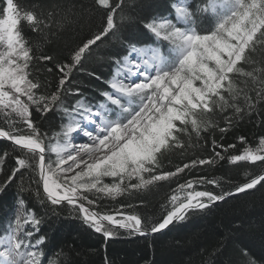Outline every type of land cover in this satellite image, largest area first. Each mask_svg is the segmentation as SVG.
<instances>
[{
    "label": "snow or ice",
    "instance_id": "obj_1",
    "mask_svg": "<svg viewBox=\"0 0 264 264\" xmlns=\"http://www.w3.org/2000/svg\"><path fill=\"white\" fill-rule=\"evenodd\" d=\"M94 5L104 11L99 30L81 40L69 61L44 68L59 73L51 92L33 61L52 62L53 57L42 50L34 55L20 24L23 21L47 43L66 24L75 22L70 19L76 15L73 6L54 4L45 11L4 0L0 7V139L10 141L20 153L0 181V193L14 182L26 190L24 173L30 172L36 177V196L42 193L41 203L53 206V213L60 206L68 207L94 231L111 238L116 229H125L129 235L159 233L189 214L210 212L233 196L264 188L262 167L258 174L245 171L244 181L231 188L224 184L233 182L223 177L185 180L161 205L164 214L157 220L123 211L134 208L132 204H121L114 213L96 210V199L116 200L148 190L197 166L225 159L233 165L264 164V136L255 146L241 136L238 140L244 147L237 154L226 156L236 145L225 146L213 137L212 156L190 159L174 170L164 167L172 155L183 156L201 142L206 144L205 134L215 129L225 133L264 106V0H173L167 14L140 21L154 37L153 43L121 39L125 54L110 58L114 70L100 101L91 103L81 97L69 103L68 95L80 96L79 88L65 87L73 71L81 70L101 44L119 38L128 19L125 0H94ZM49 113H59L61 120L52 136L42 132L38 123L49 118ZM218 115L223 116L224 127ZM76 137L87 142L74 143ZM8 155L0 154V173ZM68 161L72 164L64 167ZM70 172L74 174L67 175ZM104 178L112 179L105 183ZM198 185L213 189L198 190ZM89 194L96 199H89ZM23 206L21 199L18 207ZM44 220L35 209L17 212L0 232V264H73L71 250H61L56 260L45 258ZM242 255L245 264H257L247 250Z\"/></svg>",
    "mask_w": 264,
    "mask_h": 264
},
{
    "label": "trees",
    "instance_id": "obj_2",
    "mask_svg": "<svg viewBox=\"0 0 264 264\" xmlns=\"http://www.w3.org/2000/svg\"><path fill=\"white\" fill-rule=\"evenodd\" d=\"M16 2L25 9L36 6L37 9L45 11L54 4L73 6L72 11L76 13L75 16L70 17L75 22L66 24L59 34L52 36L47 43H44L40 34L33 32L23 21L20 24L23 35L33 48L34 55H39L42 50L43 53L53 57L52 62L33 61V63L40 69L39 78L47 81L46 90L54 91L59 73L55 68L51 73L44 71V68L52 67L55 62L69 61L72 50L81 40L99 30L104 11L94 5V0H16ZM172 2L173 0H125L127 7L124 9V14L128 19L121 26L119 38L101 44L85 59L81 70L73 71L72 80L65 87H71L73 90L79 88L80 96L70 94L66 102L74 103L81 97L87 102H98L101 93L107 90V81L114 70L110 58L116 53L125 54L121 39L140 44L153 43L154 37L143 29L140 21L144 17L167 14ZM3 6L4 0H0V7ZM117 11L119 14V10ZM93 73L95 75H92ZM257 112L258 114L245 116L225 133L215 129L205 134L206 144L201 142L183 156L179 153L172 155L171 162H165V169L174 170L177 165H182L190 159L212 156L213 137L225 146L236 145L234 149L228 150L226 156L237 154L244 147L238 140L241 136L245 137L250 145L255 146L258 138L264 136V106H258ZM48 117L38 123L42 132L52 136L59 130L61 120L59 113H49ZM216 119L220 127L225 126L222 115H218ZM4 152H8L9 155L4 164V172L0 173V181L4 179V174L14 167V157L20 154L10 141L0 139V154ZM262 167L264 164L261 162L256 164L240 162L233 165L225 159L217 161L215 165L206 164L186 170L176 177L150 186L148 190L126 194L116 200L96 199L91 194L89 199H96V210L102 213H114L121 204H132L134 208H125L123 211L135 212L157 220L164 214L161 205L168 202L173 190L185 180L200 176L223 177L233 182L224 184L225 188H231L235 183L244 181L245 171L258 174ZM111 179L104 178V182L109 183ZM35 180L34 174L25 172L26 190L21 191L17 187L18 182H14L5 192L0 193V232H3L6 220L13 216L17 200L22 199L27 210L35 209L38 215L45 217L41 225V232L46 233L48 237L43 249L45 258L56 260L57 253L61 250L64 253L71 250L73 264H105L106 259L108 264H245L242 250H247L248 255L257 264H264V188L259 186L220 202L210 212L189 214L184 221L174 223L163 232L141 236L129 235L126 230L116 229V235L105 238L103 233L94 231L78 214L70 212L68 207L60 206L53 213V206L46 201L41 203L43 194L41 193L40 197L36 196L38 185ZM197 187L198 190L213 189L212 185ZM217 249L219 251L214 253ZM59 259L63 260L64 257L60 256Z\"/></svg>",
    "mask_w": 264,
    "mask_h": 264
},
{
    "label": "rangeland",
    "instance_id": "obj_3",
    "mask_svg": "<svg viewBox=\"0 0 264 264\" xmlns=\"http://www.w3.org/2000/svg\"><path fill=\"white\" fill-rule=\"evenodd\" d=\"M113 74V73H112ZM106 87H108L107 85H106ZM4 140H6V139H4ZM52 157H53V154H52ZM46 160L49 158L48 157V154L46 153ZM67 175H73V174H67ZM179 195H183V193H181V194H179ZM21 199L19 198L18 200H17V202H16V204L14 205V212H13V216L11 217V218H9L8 220H6V225H4V230H2V231H5L6 230V228H7V225L9 224V223H11L13 220H14V218H15V215H16V213L17 212H21V211H27V208L25 207V205L23 206V208H20V207H18V204H19V201H20Z\"/></svg>",
    "mask_w": 264,
    "mask_h": 264
},
{
    "label": "bare ground",
    "instance_id": "obj_4",
    "mask_svg": "<svg viewBox=\"0 0 264 264\" xmlns=\"http://www.w3.org/2000/svg\"><path fill=\"white\" fill-rule=\"evenodd\" d=\"M102 98H100L101 100ZM75 136V134H74ZM87 142V139L86 138H83V137H76L74 143H86ZM52 158H55V154H53V157ZM72 164V161H68L67 164L64 165V167H68L69 165ZM80 169H76V171H79ZM67 174H74V172H70V173H67ZM21 214L25 213V211H21L20 212Z\"/></svg>",
    "mask_w": 264,
    "mask_h": 264
},
{
    "label": "water",
    "instance_id": "obj_5",
    "mask_svg": "<svg viewBox=\"0 0 264 264\" xmlns=\"http://www.w3.org/2000/svg\"><path fill=\"white\" fill-rule=\"evenodd\" d=\"M172 225H173V224H172ZM170 226H171V225H169V227H170ZM113 227H115V226H113ZM169 227H168V228H169ZM168 228H167V229H168ZM167 229H164V230H162L161 232H163V231H165V230H167ZM122 230H125V229H122ZM126 231H127V230H126ZM159 233H160V232H159ZM155 234H156V233H155ZM152 235H153V234H152Z\"/></svg>",
    "mask_w": 264,
    "mask_h": 264
}]
</instances>
